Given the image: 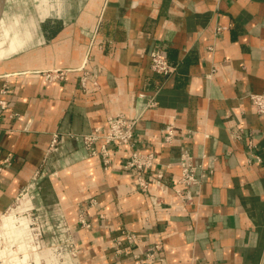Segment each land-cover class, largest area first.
Returning <instances> with one entry per match:
<instances>
[{
	"label": "crops",
	"instance_id": "crops-1",
	"mask_svg": "<svg viewBox=\"0 0 264 264\" xmlns=\"http://www.w3.org/2000/svg\"><path fill=\"white\" fill-rule=\"evenodd\" d=\"M32 1L3 14L30 24L11 35L8 52L24 42L14 56L5 24L0 40V215L35 183L52 219L75 224L86 208L91 226L74 225L82 264H145L158 243L154 264H264V113L250 97L264 92V0ZM158 48L171 75L152 68ZM118 113L138 117L141 151L171 164L161 186L153 169L139 187L126 145H110L109 169L84 148L80 134L107 131ZM184 153L205 174L198 186L179 182Z\"/></svg>",
	"mask_w": 264,
	"mask_h": 264
},
{
	"label": "built area",
	"instance_id": "built-area-1",
	"mask_svg": "<svg viewBox=\"0 0 264 264\" xmlns=\"http://www.w3.org/2000/svg\"><path fill=\"white\" fill-rule=\"evenodd\" d=\"M222 29L220 27L217 30ZM151 57L152 68L155 72L171 75L177 70V65L173 64L161 49L153 50ZM62 76V71L47 73L49 80ZM82 79L86 82V77ZM6 90V88L3 89L5 92ZM250 97L257 111L264 113V92L253 93ZM147 105L154 107L157 105V101L152 97L148 100ZM8 108L7 100H0V120ZM137 120L138 117H128L124 113H118L109 118L107 131L104 132L101 128H97L93 132L80 134V137L88 153L100 157L106 169L111 167L116 154L110 145H126L129 148V153L124 157L122 166L138 174L139 187L149 188L150 181L145 173L153 169L156 172L158 186H161L160 183L171 164L159 162L153 151L139 149L134 131ZM175 137L176 125L174 122H170L164 129V142L172 143ZM57 141L58 135H55L53 142ZM99 142L100 145H98ZM180 164L179 182L187 187L200 185L205 174L200 170L201 166L192 162L191 155L184 153ZM29 187H26L17 197L16 202L0 215V264H82L80 259L82 249L75 237L74 225L80 228L91 226L86 217V208L83 207L79 211L75 224L69 222L63 215L52 219L38 210L34 204L33 196L28 195ZM177 192L181 197H186L182 189H178ZM186 193L191 201L190 190ZM93 204H95L94 199L90 201V205ZM126 238L129 241H134L135 235L127 233ZM160 246V243L155 244L154 249L147 253L145 264H154L157 259L155 249H160ZM137 263H139V259Z\"/></svg>",
	"mask_w": 264,
	"mask_h": 264
},
{
	"label": "rangeland",
	"instance_id": "rangeland-1",
	"mask_svg": "<svg viewBox=\"0 0 264 264\" xmlns=\"http://www.w3.org/2000/svg\"><path fill=\"white\" fill-rule=\"evenodd\" d=\"M9 0H4V11L6 10L5 7H6V4H9L8 3ZM15 2V4H17V6L21 9H26L27 6L29 4H31L33 1L32 0H12ZM4 11H3V14H4ZM19 14L21 15H14L12 17H10V15L8 17H5V16H2L1 19H3L4 22L0 23V40H3L4 39V24L7 26V27H10V35L8 36V38L6 39L5 43L3 44L4 46V50L8 52V48L10 47L11 45V35L14 33V32H19V35L21 36L22 38V35L25 34V31H27L28 29L25 28H21L19 25L20 24H27L29 22L30 24V18L28 17V19L26 18V14L28 13H24L23 11L19 12ZM20 47L18 48V46H15V51H11V52H8L6 56H14V54L16 52L19 53V49L24 47V42L22 44L19 45ZM28 195L30 196H33V200L35 201L37 199V193L35 192V183L33 185H30L29 187V193Z\"/></svg>",
	"mask_w": 264,
	"mask_h": 264
},
{
	"label": "water",
	"instance_id": "water-1",
	"mask_svg": "<svg viewBox=\"0 0 264 264\" xmlns=\"http://www.w3.org/2000/svg\"><path fill=\"white\" fill-rule=\"evenodd\" d=\"M3 11H4V1L1 3L0 5V19L2 18L3 16Z\"/></svg>",
	"mask_w": 264,
	"mask_h": 264
},
{
	"label": "bare ground",
	"instance_id": "bare-ground-1",
	"mask_svg": "<svg viewBox=\"0 0 264 264\" xmlns=\"http://www.w3.org/2000/svg\"><path fill=\"white\" fill-rule=\"evenodd\" d=\"M4 0H0V5H1V3L3 2Z\"/></svg>",
	"mask_w": 264,
	"mask_h": 264
}]
</instances>
